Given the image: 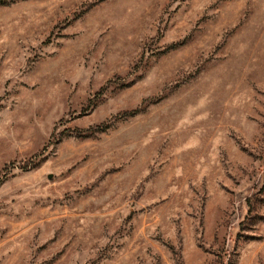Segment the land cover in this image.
Listing matches in <instances>:
<instances>
[{
    "label": "rangeland",
    "instance_id": "rangeland-1",
    "mask_svg": "<svg viewBox=\"0 0 264 264\" xmlns=\"http://www.w3.org/2000/svg\"><path fill=\"white\" fill-rule=\"evenodd\" d=\"M0 264H264V0H0Z\"/></svg>",
    "mask_w": 264,
    "mask_h": 264
}]
</instances>
